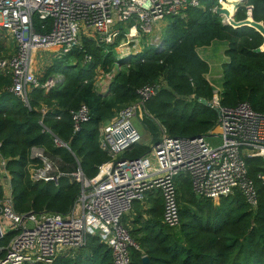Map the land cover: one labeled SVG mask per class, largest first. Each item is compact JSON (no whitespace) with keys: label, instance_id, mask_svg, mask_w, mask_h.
Wrapping results in <instances>:
<instances>
[{"label":"trees","instance_id":"obj_1","mask_svg":"<svg viewBox=\"0 0 264 264\" xmlns=\"http://www.w3.org/2000/svg\"><path fill=\"white\" fill-rule=\"evenodd\" d=\"M203 2L205 7H188L186 17L169 20L162 50L150 46L141 54L118 59L113 49L107 53L92 39H84L86 52L74 49L67 55L75 58L70 64L57 60L48 68L42 82L52 74H63L64 80L49 92L34 88L30 94L31 109L8 91L11 75L0 72V177L4 169L10 173L16 209L69 212L81 191V184L71 173L80 167L86 177L92 178L110 160L99 146L101 122L110 119L115 108L136 100L138 89L148 83L160 84V90L146 107L166 127L168 135L207 134L215 126L218 114L198 100H211L214 94L206 77L211 67L199 54L203 46L216 41L227 44L229 58L221 65V103L233 106L246 100L255 110L264 111V50L255 51L263 44L264 36L248 25L233 27L224 23L212 10L217 1ZM249 4L253 5L252 18L264 23V0L240 3L235 20L249 17ZM34 23L39 30L41 20L35 18ZM86 54L92 55L89 62H85ZM113 65L117 72L109 93L100 94L95 89L97 69L109 72ZM82 103L91 109V118L79 132H74L70 112ZM42 106L48 107L46 114ZM151 126L157 138L159 126ZM56 137L67 146L57 143ZM35 145L43 147L52 160H59L63 174L58 184L31 181L27 166ZM149 150L150 146L139 142L124 157L142 156ZM246 161L257 189L256 207L241 190L219 199L218 204L211 198H200L186 174L177 178L180 225L164 223L160 191L156 195L147 193L149 207L143 203L145 199L136 200L131 218L122 219L139 245L131 249L132 264H264V158L248 157ZM6 193V186L0 181V200ZM8 240L9 236L0 239V243ZM89 241L75 256H60L53 264H114L111 250L98 236Z\"/></svg>","mask_w":264,"mask_h":264},{"label":"built area","instance_id":"obj_2","mask_svg":"<svg viewBox=\"0 0 264 264\" xmlns=\"http://www.w3.org/2000/svg\"><path fill=\"white\" fill-rule=\"evenodd\" d=\"M216 1L212 10L231 5L234 17L245 0ZM188 7L202 8L205 4L203 0H0V41L10 36L16 42L13 55H0V72L11 75L8 91L31 109L34 88L49 92L64 80L63 74H52L42 82L32 70L34 52L53 50L59 57L74 49L86 52L83 41L87 31L93 32L96 44L107 53L115 49L119 51L117 58L124 59L142 52L140 40L150 33L158 35L154 30L161 21L186 17ZM246 9L252 17L253 5ZM35 18L41 20L39 30ZM222 21L230 24L226 14ZM151 39L158 50L163 49L161 40ZM91 59L92 55L86 54L85 62ZM159 86L148 83L140 87L136 100L122 106L100 126L99 146L110 160L92 178L86 177L80 167L71 173L81 184V191L69 212L19 211L14 205L11 175L6 169L2 171L0 181L7 193L0 200V221L11 224L12 232L5 233L0 222V239L9 236L8 241L0 243V264H53L60 256H75L94 236L109 247L114 264H132L131 249L139 245L122 221L123 216L133 209L136 200L143 201L150 190H158L164 201V223L180 225L177 178L181 174L190 178L200 198L218 201L241 190L256 207L257 189L249 177L246 159L264 158V111L255 110L246 100L233 106L222 104V89L218 88L210 100L218 114L215 126L205 135L170 136L146 107ZM41 109L44 114L49 110L47 106ZM70 115L74 132H79L90 120L91 109L82 103ZM148 117L160 126V137L151 142L147 154L124 157L143 138L134 119L141 123ZM55 140L67 146L60 138ZM30 159L27 167L33 183H59L63 172L58 159L52 160L37 145L32 147ZM106 166L108 170H104Z\"/></svg>","mask_w":264,"mask_h":264},{"label":"crops","instance_id":"obj_3","mask_svg":"<svg viewBox=\"0 0 264 264\" xmlns=\"http://www.w3.org/2000/svg\"><path fill=\"white\" fill-rule=\"evenodd\" d=\"M204 4L206 5L205 2H204ZM85 32H86V34L84 35V39H89L90 38V39H92V41H94L96 43L93 32H89V33L87 31H85ZM153 37H155V39L157 38V39L161 40V43L163 44V49L165 48V46H164L165 42L163 41L164 35H150V36H146V38H143V39L140 40L138 46H139V49L142 50V52H140L138 54H141V53L145 52L146 51V48H148L150 46H154L155 47V45H153V44L150 43L152 41L151 38H153ZM11 40H14V39L12 37L8 36L4 40H1L0 41V55H2V54L5 55V56L13 55V53H11V51L14 52L15 49L13 50V47L12 46L10 47V49H8L9 48V44H10L9 42ZM219 45L221 47L224 46V48H225L224 50L221 51V53H222V59H220V62L216 61V60H218L220 58V56L218 54L220 51H218L219 48H217V46H219ZM226 46H227V44L225 42H222L221 43V42L216 41V42L212 43L211 45L203 46L202 48H199V54H200V56L202 57L200 51L201 50L204 51V54H206V55H204L205 57H202V58H204L208 62L209 67H211L210 68V71L206 74V77L209 80V82L211 83V85L213 86L214 91L216 89H218V88H221L222 91H223V86H222V84H223V72H222L221 65H222V62L226 61L229 58L227 56V54H226V49H227ZM113 51H114L113 53L117 57L118 54H119V51H117L115 49H113ZM224 57H226L227 59H224ZM115 67L116 66H113L112 67V69H111L113 71L112 73H115V71H117L116 69H114ZM37 69L38 68H36L35 64H33L32 65V70L35 72V70H37ZM97 70H98V76L96 77V80H95V89H97L98 93H100V94L109 93V90H110L109 89V85H110L111 80L113 79V76H112V79H110L108 81L105 77L99 76L100 74H106L105 71H102L103 69H101V68H98ZM101 77H103V78H101ZM103 87H105V88H103ZM112 117H110V119ZM110 119H106V120L102 121L101 124H100V126L103 125L104 123L108 122ZM159 129H160V126H159ZM160 132H161V130H160ZM159 137H160L159 135L157 136V138L152 137V139H150V142L149 143H146L145 144L143 142V145L150 146L151 142L152 141H155ZM150 191H152L155 195L158 194V192H159L158 190H150ZM149 196L147 195L145 197V201L148 199ZM145 201L144 202L142 201V202L146 205V207H149L150 204L147 201L146 202Z\"/></svg>","mask_w":264,"mask_h":264},{"label":"rangeland","instance_id":"obj_4","mask_svg":"<svg viewBox=\"0 0 264 264\" xmlns=\"http://www.w3.org/2000/svg\"><path fill=\"white\" fill-rule=\"evenodd\" d=\"M220 17H222V15ZM169 24H170V22L168 21V19H164L163 21H161L159 23V26L154 30L155 33L157 32L158 35H165V32H166L165 30H166V28L168 27ZM149 35H153V34L150 33ZM9 43L10 44H9V48L8 49H10V47L12 46L13 50H14L15 46H16V42L14 40H11ZM217 48H219L218 51H220L218 53L220 58L218 60H216V61L220 62V59H222L221 51L224 50L225 48H224V46L221 47L220 45L217 46ZM200 52H201L202 57H205L204 55H206V54H204V51L201 50ZM11 53H13V51H11ZM74 59L75 58H73V59L70 58L69 59V57H67V56L59 57L58 54H56V52L53 51V50L52 51L38 50V51L34 52V55H33V61L34 62H33V64H35L36 68H38L37 70H35L38 78L42 79V78H44L46 72H48L47 71L48 68L50 66H52V64L54 62H56L57 60H64L65 62L70 64L71 61H73ZM224 59H227V58L224 57ZM82 62H83V59H82ZM113 66H115V65H113ZM112 67H110V69H112ZM114 69L117 70L116 67ZM102 71H104V70H102ZM112 72H113L112 70H110L109 72L105 71L106 74H100L99 76H103L109 81L110 79H112V76H114L117 71H115V73H112ZM103 77H101V78H103ZM103 88H105V87H103ZM120 109L121 108H119V107L115 108L114 115L118 114ZM152 123H154V124H156L158 126V123L153 122V121L151 122V120L149 118H144V121L141 122V123H139L136 118L134 119V124L139 127L141 133L143 134V138H142L140 143H143V142L145 144L149 143L150 139H152V137H154L153 132H152V126H151ZM159 132H160V129L157 132V134L160 136L161 132L160 133ZM218 202H219V200L216 201L217 204H218ZM130 214H133V211L132 212L129 211V212L125 213V215L123 216V219H127L130 216ZM130 218H131V216H130ZM0 222H1V224H2V226L4 228V230H5V233H7V234L9 233L10 234L12 232L11 224H9L5 219H1ZM126 226L128 227V229L130 228L129 225L126 224Z\"/></svg>","mask_w":264,"mask_h":264},{"label":"water","instance_id":"obj_5","mask_svg":"<svg viewBox=\"0 0 264 264\" xmlns=\"http://www.w3.org/2000/svg\"><path fill=\"white\" fill-rule=\"evenodd\" d=\"M215 10L219 16L226 14L230 18V24L233 27H240V25H248V26H251L253 28H256L264 36V23L262 21H259V22L255 21L252 17H248L246 19H241L240 21H236L235 18L233 16H231L229 10H227L225 7H221V8L216 7ZM261 50H264V42L260 46V48H257L255 51L260 52ZM198 100L201 103L209 105L212 107L211 102L209 100H207L206 98H198ZM1 233H2V231H1V224H0V235H1ZM143 259L145 260L146 263H149V259H147L146 256H144Z\"/></svg>","mask_w":264,"mask_h":264},{"label":"bare ground","instance_id":"obj_6","mask_svg":"<svg viewBox=\"0 0 264 264\" xmlns=\"http://www.w3.org/2000/svg\"><path fill=\"white\" fill-rule=\"evenodd\" d=\"M226 7V9L227 10H229V12H230V14L232 15V13H233V10H232V6L231 5H225ZM104 170H108V166H106L105 168H104Z\"/></svg>","mask_w":264,"mask_h":264}]
</instances>
